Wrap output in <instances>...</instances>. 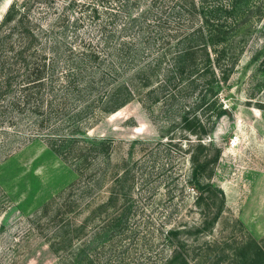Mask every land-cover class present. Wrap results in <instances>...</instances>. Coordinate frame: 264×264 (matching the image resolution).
Listing matches in <instances>:
<instances>
[{
	"label": "rangeland",
	"instance_id": "rangeland-1",
	"mask_svg": "<svg viewBox=\"0 0 264 264\" xmlns=\"http://www.w3.org/2000/svg\"><path fill=\"white\" fill-rule=\"evenodd\" d=\"M13 1L0 0V23ZM29 1L35 32L52 30L50 40L64 48L89 40L112 57L123 37L143 61L159 48L146 43L152 34L191 32L202 4L227 0ZM193 1L198 12L190 13ZM227 23L237 63L202 105L200 93L211 86L198 80L152 103L137 95L115 111L94 102L67 140L68 121L61 135L36 131L27 118L0 121V264H167L174 248L186 262L173 264H243L236 254L245 241L264 246V0L241 4ZM107 31L113 38L105 46ZM188 107L212 126L205 140L222 150L215 187L201 195L191 178L199 149L188 143L196 137L183 119Z\"/></svg>",
	"mask_w": 264,
	"mask_h": 264
},
{
	"label": "trees",
	"instance_id": "trees-1",
	"mask_svg": "<svg viewBox=\"0 0 264 264\" xmlns=\"http://www.w3.org/2000/svg\"><path fill=\"white\" fill-rule=\"evenodd\" d=\"M39 1L50 4L49 0ZM248 1L227 0L210 7L202 4L201 22L191 32L152 34L146 43L158 44L159 48L148 51L141 61L135 41L128 42L123 37L118 47L111 51L112 57L110 51L99 49L89 40H81L78 48L68 50L58 37L50 40L52 30L35 32L34 21L29 16L32 11L29 0H14L0 23V121L9 118L14 123L27 118L36 131L48 128L51 133L60 131V135L66 130L64 121H68L72 130L63 135L67 140L74 137L70 133L76 130L73 124L93 111L94 102L100 110L115 111L137 95L144 102L152 103L157 101L158 95H171L173 86L181 94L184 92L182 83L195 85L198 80L211 86L205 93H200L196 105H202L208 92L214 90L212 83L226 82L236 66L238 54L228 47L233 27L230 25V28L227 21L238 12L241 4ZM49 7H54V3ZM194 11L198 12V9L193 1L189 12ZM42 12L45 19L50 17L49 9ZM99 14V9L94 6L92 16L95 18ZM105 29L103 25L102 31ZM110 34L104 33L102 45L106 46L108 39L113 38ZM66 50L71 54H65ZM130 69L132 72L128 77H120V73ZM108 81L115 84L107 87ZM105 88L108 90L105 99L96 100L95 95ZM191 109L188 107L183 119L189 134L196 136L187 138L190 147L196 142L199 149L198 155L191 156L194 163L191 178L201 195L215 187L211 179L222 150L215 147L213 140H205L212 126L207 129L195 113L189 114ZM223 112L221 109L215 116L219 117ZM58 119L61 121L57 123ZM171 232L177 234L176 230ZM236 255L243 264H256L257 261L264 264V246L254 238L245 241ZM180 259L186 262L181 252L174 248L165 263L173 264Z\"/></svg>",
	"mask_w": 264,
	"mask_h": 264
}]
</instances>
